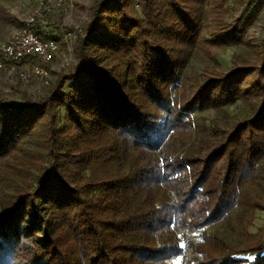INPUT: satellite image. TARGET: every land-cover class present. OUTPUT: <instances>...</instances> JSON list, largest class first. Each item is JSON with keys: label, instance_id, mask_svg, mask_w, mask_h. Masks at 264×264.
I'll list each match as a JSON object with an SVG mask.
<instances>
[{"label": "trees", "instance_id": "1", "mask_svg": "<svg viewBox=\"0 0 264 264\" xmlns=\"http://www.w3.org/2000/svg\"><path fill=\"white\" fill-rule=\"evenodd\" d=\"M225 1L206 23L207 0H99L46 97L0 96V264H264V39L257 63L212 52L264 0L229 24Z\"/></svg>", "mask_w": 264, "mask_h": 264}, {"label": "rangeland", "instance_id": "2", "mask_svg": "<svg viewBox=\"0 0 264 264\" xmlns=\"http://www.w3.org/2000/svg\"><path fill=\"white\" fill-rule=\"evenodd\" d=\"M97 1L99 0H68L67 10L59 9L56 6L48 13L40 9L39 0L0 1V48L4 44L13 43L17 38L23 37L27 29V20L35 14H42L43 17L32 28L38 33L44 34L45 37L57 41L60 48L48 66L49 79L46 86L41 85L39 81H21L17 74L10 72V60H7L0 50V96L16 104L20 103L23 97H28L34 101L46 97L58 80V76L71 72L77 65L79 60V35L85 34V29L92 20L94 5ZM217 1L222 0H207L204 6L206 23L213 22L215 17L213 10ZM246 3H248V0H226L224 2L226 14L222 21L229 24L240 18ZM207 38H209V34H207ZM263 39L264 6L253 25L248 29L242 42L225 48H214L212 52L218 60L227 64V66L232 64L234 57L257 63L261 56L262 48L260 44ZM103 65L109 70L113 67L109 62H105ZM212 65L210 59L203 55H195L187 72L192 75L201 73L205 67ZM243 109L241 104H237L232 108L220 111L206 110L198 113L197 117L215 121L222 128H225L235 120V114L239 115ZM256 224L259 226L264 225V214L258 216ZM207 231L213 232L214 229L213 227L208 228ZM200 238L199 232L186 235V241L198 242ZM189 254H191L190 250Z\"/></svg>", "mask_w": 264, "mask_h": 264}, {"label": "built area", "instance_id": "3", "mask_svg": "<svg viewBox=\"0 0 264 264\" xmlns=\"http://www.w3.org/2000/svg\"><path fill=\"white\" fill-rule=\"evenodd\" d=\"M39 6L47 13L56 6L67 10L68 0H39ZM41 17L42 14L30 17L26 22L27 29L23 37L17 38L13 43L4 44L0 50L4 57L10 60V72L17 74L21 81H39L41 85L46 86L49 79L48 66L60 48L57 41L42 38L32 28ZM74 37L75 34L73 39Z\"/></svg>", "mask_w": 264, "mask_h": 264}, {"label": "snow or ice", "instance_id": "4", "mask_svg": "<svg viewBox=\"0 0 264 264\" xmlns=\"http://www.w3.org/2000/svg\"><path fill=\"white\" fill-rule=\"evenodd\" d=\"M179 247H180V248H183V247H184V244H180ZM248 259H249V260H254L255 257L249 255Z\"/></svg>", "mask_w": 264, "mask_h": 264}]
</instances>
